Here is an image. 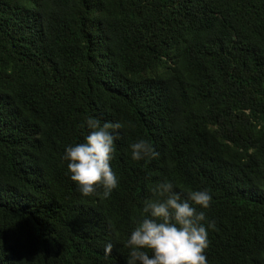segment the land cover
Segmentation results:
<instances>
[{
  "label": "trees",
  "instance_id": "trees-1",
  "mask_svg": "<svg viewBox=\"0 0 264 264\" xmlns=\"http://www.w3.org/2000/svg\"><path fill=\"white\" fill-rule=\"evenodd\" d=\"M89 117L123 125L106 199L64 159ZM164 180L212 196L208 264H264V0H0V264H127Z\"/></svg>",
  "mask_w": 264,
  "mask_h": 264
},
{
  "label": "clouds",
  "instance_id": "clouds-1",
  "mask_svg": "<svg viewBox=\"0 0 264 264\" xmlns=\"http://www.w3.org/2000/svg\"><path fill=\"white\" fill-rule=\"evenodd\" d=\"M89 134L84 142L68 146L64 159L70 179L85 197L104 189L102 199L108 198L118 187L119 179L111 167L114 158V135L123 125L104 122L89 117L86 120ZM132 159L156 158L159 153L152 144L141 139L130 146ZM154 198L144 202L146 217L131 232L127 241L130 249L127 264H208L206 250L209 247L208 229L214 222H207L204 211L210 207L212 196L207 189L192 190L182 199L174 185L164 180L153 189ZM113 245H106V254ZM151 253V255H150Z\"/></svg>",
  "mask_w": 264,
  "mask_h": 264
}]
</instances>
